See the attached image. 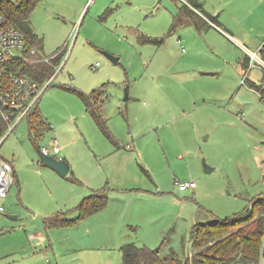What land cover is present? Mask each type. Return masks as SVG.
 <instances>
[{
    "label": "rangeland",
    "instance_id": "rangeland-1",
    "mask_svg": "<svg viewBox=\"0 0 264 264\" xmlns=\"http://www.w3.org/2000/svg\"><path fill=\"white\" fill-rule=\"evenodd\" d=\"M197 1L234 41L211 23L168 33L182 0L38 1L30 24L42 53L68 44L69 54L39 103L51 128L35 138L23 120L0 145L16 174L0 198V264H120L130 242L194 264V225L244 214L264 194V95L251 85L264 89V70L253 67L242 83L241 46L256 51L264 40V0ZM70 88L102 90L95 97L119 146ZM54 142L70 167L64 177L40 159L37 146ZM178 180L196 186L181 191ZM100 188L104 208L45 226Z\"/></svg>",
    "mask_w": 264,
    "mask_h": 264
},
{
    "label": "trees",
    "instance_id": "trees-1",
    "mask_svg": "<svg viewBox=\"0 0 264 264\" xmlns=\"http://www.w3.org/2000/svg\"><path fill=\"white\" fill-rule=\"evenodd\" d=\"M39 0H0V14L13 21L26 35L31 42L42 53V39L38 38L30 25V14ZM201 3L197 0H182L179 12L174 17L173 24L168 33L177 26L192 24L196 29L210 27L209 23L218 24L215 17L209 15L201 9ZM200 12L201 15L198 13ZM201 30V29H200ZM141 42H161L162 38L156 39L141 34L138 38ZM37 56H41L38 54ZM59 57L52 59L49 63H27L24 64L22 72L36 80L42 81L54 73V65L59 63ZM251 85L264 95L261 84L251 81ZM70 90L77 92L83 99L88 112L93 116L100 129L106 132L107 137L119 146L106 127L105 119L101 114V102H97L96 92L83 93L75 88ZM101 98V97H100ZM101 101V99H100ZM31 134L35 138L42 135V131L47 128L42 121L39 112L27 118ZM3 125L0 123V135L3 133ZM38 150H39V146ZM143 171L148 174L147 170ZM16 177L14 174V182ZM108 202L106 188L93 189L83 197L81 201L72 209L69 214L75 212L74 217H70L68 212L48 216L44 220L45 226H70L78 221L104 208ZM264 241V194L255 196L249 209L244 214L235 215L224 219H215L205 223H196L192 229L191 245L193 248L192 261L194 264H259L263 253ZM122 264H189L190 258L180 260L174 251L166 256H160L159 248L151 249L146 245H138L130 242L120 247Z\"/></svg>",
    "mask_w": 264,
    "mask_h": 264
},
{
    "label": "built area",
    "instance_id": "built-area-1",
    "mask_svg": "<svg viewBox=\"0 0 264 264\" xmlns=\"http://www.w3.org/2000/svg\"><path fill=\"white\" fill-rule=\"evenodd\" d=\"M247 56V65L244 71L243 84L251 69L258 66L264 70V40L256 51L250 50L246 45H241ZM41 54V56H37ZM69 54L68 44H65L59 52L46 56L37 49L30 38L13 21L0 14V123L3 125V133L0 135V145L3 139L9 135L23 120H27L32 114L39 112L41 97L53 77L60 71ZM59 57V63L54 65V73L49 78L39 81L22 72L24 64L31 62H50ZM264 97V96H261ZM44 125L51 128L46 120ZM40 153L52 155L62 159L58 154L61 151L56 142L50 147L39 146ZM14 183V168L12 162L0 156V198H6L11 185ZM178 190L195 188L194 181H175ZM3 207L0 206V210ZM259 264H264L263 253Z\"/></svg>",
    "mask_w": 264,
    "mask_h": 264
},
{
    "label": "water",
    "instance_id": "water-1",
    "mask_svg": "<svg viewBox=\"0 0 264 264\" xmlns=\"http://www.w3.org/2000/svg\"><path fill=\"white\" fill-rule=\"evenodd\" d=\"M106 55L111 61L113 62L118 61V57L110 53H106ZM127 97H128V89H126L124 99L126 100ZM40 159L43 165L50 167L51 169H53L54 171H56L58 174H60L63 177L66 176L69 172V164L64 159H57L52 155H44L42 153H40ZM204 167L207 172L213 169L212 167L208 166L206 163H204ZM7 230L8 229H5L3 230V232H6Z\"/></svg>",
    "mask_w": 264,
    "mask_h": 264
},
{
    "label": "crops",
    "instance_id": "crops-1",
    "mask_svg": "<svg viewBox=\"0 0 264 264\" xmlns=\"http://www.w3.org/2000/svg\"><path fill=\"white\" fill-rule=\"evenodd\" d=\"M212 24V26L217 30V31H220L222 34H224L225 36H224V38H225V40L226 39H230V40H232V41H234L235 39H234V37L231 35V34H233V33H230L229 31H226V29H224L221 25H215V24H213V23H211ZM31 25V24H30ZM184 25H187V24H184ZM189 25H192V24H189ZM32 28V27H31ZM33 29V28H32ZM196 30H200V29H196ZM34 31V30H33ZM35 32V31H34ZM234 35V34H233ZM227 41V40H226ZM241 45H244V44H241ZM242 65H246V63H242ZM244 68H245V66H244ZM39 114H40V112H39ZM40 116L42 117V119H44V120H46L41 114H40ZM26 122H27V120H26ZM47 128H45L43 131H42V133L43 132H46V131H48V126H46ZM41 136V135H40ZM127 147H129V146H127ZM121 150H124L123 148H121V149H119L118 148V151H121ZM10 161V160H9ZM69 169H70V167H69ZM145 170V169H144ZM70 171V170H69ZM14 174H15V171H14ZM15 177H16V174H15ZM93 190V189H92ZM41 238V240L43 241V236H41L40 237ZM43 242H45V241H43ZM48 245L50 246L51 245V243L48 241ZM53 249V248H52ZM106 257L107 256H104L103 257V259L104 260H106L107 261V259H106ZM121 260H122V257L120 258V264H122L121 263ZM104 263H106V264H108V261L107 262H104ZM96 264V263H95ZM97 264H99V262L97 263ZM101 264V263H100Z\"/></svg>",
    "mask_w": 264,
    "mask_h": 264
}]
</instances>
